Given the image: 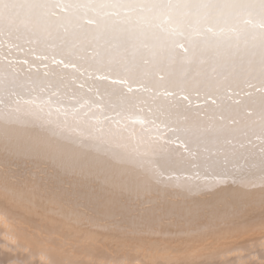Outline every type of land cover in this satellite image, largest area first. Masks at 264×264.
I'll return each mask as SVG.
<instances>
[{
    "label": "bare ground",
    "instance_id": "6f19581e",
    "mask_svg": "<svg viewBox=\"0 0 264 264\" xmlns=\"http://www.w3.org/2000/svg\"><path fill=\"white\" fill-rule=\"evenodd\" d=\"M64 18L38 24L45 0H0V116L9 88L34 118L100 159H128L152 169L161 146L176 159L164 178L198 191L236 178L253 191L264 177V0H213L207 25L178 17L166 30L114 5L130 0H65ZM257 182L253 188L249 182ZM134 219L127 237L102 241L104 255L140 264H176L194 230L207 233L226 216L155 209ZM31 227H46L32 220ZM259 233L221 232L227 253L259 244ZM2 244V241H0ZM169 253H172L169 255ZM243 257L232 255L228 264ZM0 249V264L27 260Z\"/></svg>",
    "mask_w": 264,
    "mask_h": 264
},
{
    "label": "clouds",
    "instance_id": "9594fccd",
    "mask_svg": "<svg viewBox=\"0 0 264 264\" xmlns=\"http://www.w3.org/2000/svg\"><path fill=\"white\" fill-rule=\"evenodd\" d=\"M71 7L65 0H45L38 24L52 27L71 14L61 10ZM114 7L166 30L178 17L207 25L218 9L229 6L213 0H130ZM16 74L9 66L4 88L11 98L0 116V249L23 251L29 259L10 264H140L119 254L104 255L100 249L108 236L127 237L126 227L152 209L174 213L178 230L186 213L227 217L207 233L194 230L187 242L215 247L214 254L176 264H228L222 259L228 253L213 243L224 231L234 234L246 228L264 237V177L257 191L236 178L191 191L165 180L177 161L162 146L154 149L152 169L124 158L100 159L34 118L30 106L16 99L20 94L9 88ZM32 220L46 227L35 229ZM237 264H253V258L243 257Z\"/></svg>",
    "mask_w": 264,
    "mask_h": 264
},
{
    "label": "snow or ice",
    "instance_id": "6c2138e0",
    "mask_svg": "<svg viewBox=\"0 0 264 264\" xmlns=\"http://www.w3.org/2000/svg\"><path fill=\"white\" fill-rule=\"evenodd\" d=\"M241 230L247 231L246 228L241 229ZM187 246L189 248V251L187 254L192 257L214 254L216 251L215 247H210V246L192 247L190 244H188ZM249 247L251 248V251H249V248H246V247H237L234 253H228L227 255L223 256L222 259L227 261L234 254L240 257H252L253 264H264V237L261 238L258 245L252 244ZM171 254L172 253H169V255Z\"/></svg>",
    "mask_w": 264,
    "mask_h": 264
}]
</instances>
